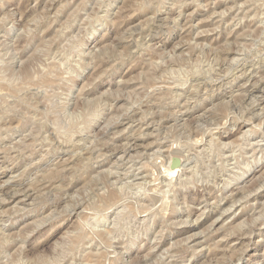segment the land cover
Listing matches in <instances>:
<instances>
[{"label":"rangeland","instance_id":"obj_1","mask_svg":"<svg viewBox=\"0 0 264 264\" xmlns=\"http://www.w3.org/2000/svg\"><path fill=\"white\" fill-rule=\"evenodd\" d=\"M0 101V264H264V0H0Z\"/></svg>","mask_w":264,"mask_h":264},{"label":"bare ground","instance_id":"obj_2","mask_svg":"<svg viewBox=\"0 0 264 264\" xmlns=\"http://www.w3.org/2000/svg\"><path fill=\"white\" fill-rule=\"evenodd\" d=\"M146 1V0H145ZM153 1V0H152ZM67 3V2H66ZM150 4V3H149ZM166 5V4H165ZM182 5V4H181ZM173 6V5H172ZM171 6V7H172ZM109 8V7H108ZM44 9V8H43ZM243 12V11H242ZM250 14V13H249ZM253 14V13H252ZM240 20H241V18H240ZM66 22V21H65ZM97 22V21H96ZM75 23V22H74ZM65 33V32H64ZM68 34V33H67ZM71 34V33H70ZM202 34V33H201ZM63 35V34H62ZM64 39V38H63ZM136 41V40H135ZM257 45V44H256ZM141 46V45H140ZM262 57V56H261ZM206 61V60H205ZM59 62V61H58ZM243 66V65H242ZM4 67V66H3ZM193 67V66H192ZM237 68V67H236ZM250 73V72H249ZM180 75V74H179ZM203 79V78H202ZM5 80V79H4ZM2 81V80H1ZM202 82V81H201ZM227 82V81H226ZM224 83V82H223ZM217 87V86H216ZM214 90V89H213ZM259 90V89H258ZM261 91V90H260ZM263 92V91H262ZM3 93V92H2ZM27 93V92H26ZM18 95V94H17ZM255 95V94H254ZM257 95V94H256ZM37 96V95H36ZM258 96H260V94L258 95ZM187 97V96H186ZM6 98V97H5ZM172 99V98H171ZM9 100V99H8ZM14 100V99H13ZM12 100V101H13ZM24 100V99H23ZM89 100V99H88ZM190 100V99H189ZM260 100V99H259ZM263 100V99H262ZM42 101V100H41ZM1 102V101H0ZM159 102V101H158ZM161 102V101H160ZM260 102V101H259ZM95 103V102H94ZM3 104V103H2ZM12 104V103H11ZM108 104H110V103H108ZM187 104V103H186ZM241 105V104H240ZM12 106V105H11ZM14 106V105H13ZM188 107V106H187ZM1 108V107H0ZM9 108V107H8ZM14 108V107H13ZM7 110V109H6ZM243 110V109H242ZM113 111V110H112ZM95 112V111H94ZM94 114V113H93ZM0 117H1V115H0ZM2 118V117H1ZM254 118V117H253ZM22 121V120H21ZM25 121V120H24ZM24 121H22V122H24ZM126 122V121H125ZM16 123V122H15ZM25 123V122H24ZM42 125V124H41ZM1 129V128H0ZM3 130V129H2ZM7 131V130H6ZM90 131V130H89ZM69 132V131H68ZM14 133V132H13ZM46 134V133H45ZM256 134V133H255ZM260 134V133H259ZM44 136V135H43ZM263 136V135H262ZM5 138V137H4ZM83 138V137H82ZM254 139V138H253ZM227 140V139H226ZM249 140V139H248ZM247 140V141H248ZM67 141V140H66ZM262 141V140H261ZM204 142V141H203ZM260 142V141H259ZM65 143V142H64ZM63 143V144H64ZM249 143V142H248ZM66 144V143H65ZM248 145V144H247ZM252 145V144H251ZM76 146V145H75ZM136 146V145H135ZM188 146V145H187ZM69 147V146H68ZM258 147V146H257ZM84 148V147H83ZM134 149V148H133ZM240 149V148H239ZM126 150H128V149H126ZM186 150V149H185ZM158 151V150H157ZM180 150H178V152H179ZM185 152V151H184ZM187 152V151H186ZM192 152V151H191ZM171 153H173V152H171ZM198 153V152H197ZM182 154H183V152H182ZM182 154H178V153H175V154H173V155H171L170 154V157H169V162H167L168 163V168H167V170L165 169V174H166V176H168V177H171L175 172H177V174L178 175H176V177H180V176H182V175H184L185 173H187V171L189 170V167H188V165H189V160L188 159H182V158H184V156L183 157H181L180 155H182ZM187 154V153H186ZM260 154V153H259ZM81 155V154H80ZM21 156V155H20ZM24 156V155H23ZM187 158V157H186ZM165 159V158H164ZM181 160V161H180ZM227 160V159H226ZM188 161V162H187ZM14 163V162H13ZM132 164V163H131ZM178 172H180V173H178ZM189 173V172H188ZM187 173V174H188ZM196 173H198V172H196ZM133 175V174H132ZM109 176V175H108ZM10 177V176H9ZM175 177V176H174ZM187 177V176H186ZM185 177V178H186ZM229 177V176H228ZM113 178V177H112ZM173 177H171V179H172ZM181 178V177H180ZM140 179H142V177L140 178ZM168 180V179H167ZM177 180V179H176ZM235 180V179H234ZM214 181V180H213ZM179 182V181H178ZM180 182H181V180H180ZM167 183V182H166ZM184 183H185V181H184ZM6 184V183H5ZM180 184V183H179ZM182 184H183V182H182ZM190 184V183H189ZM228 184H229V182H228ZM4 184H2V186H3ZM144 185V184H143ZM177 185V184H176ZM184 185H186V184H184ZM1 186V185H0ZM181 188H183V187H181ZM180 188V189H181ZM6 189V188H5ZM205 190V189H204ZM5 191V190H4ZM203 191V190H202ZM1 192V191H0ZM3 192V191H2ZM7 193V192H6ZM232 193V192H231ZM164 194V193H163ZM178 195V194H177ZM186 195V194H185ZM229 195V194H228ZM235 195V194H234ZM23 196V195H22ZM203 196V195H202ZM201 196V197H202ZM231 196V195H230ZM229 196V197H230ZM8 197V196H7ZM24 197H26L27 198V196L25 195ZM57 197V196H56ZM190 198V197H189ZM29 199V198H28ZM207 199V198H206ZM231 199V198H230ZM246 199V198H245ZM115 200V199H114ZM229 200V199H228ZM232 201H233V199H231ZM247 200H248V198H247ZM169 201V200H168ZM179 201V200H178ZM204 201V200H203ZM231 202V201H230ZM259 202V201H258ZM169 203V202H168ZM205 203V202H204ZM122 204V203H121ZM165 204V203H164ZM163 204V205H164ZM234 204V203H233ZM256 204V203H255ZM258 205V204H257ZM256 206V205H255ZM27 207V206H26ZM163 207V206H162ZM253 207V206H252ZM211 208V207H210ZM231 208V207H230ZM128 209V208H127ZM226 209H228V208H226ZM257 209V208H256ZM255 209V210H256ZM164 210V209H163ZM207 210V209H206ZM225 210V209H224ZM253 210V209H252ZM254 210V211H255ZM204 211V210H203ZM214 211H216V210H210V211H208V212H211V213H208V215L210 214H213L214 213ZM148 212V211H147ZM253 212V211H252ZM165 213V212H164ZM175 213V212H174ZM222 213H225V212H222ZM203 214H204V212H203ZM200 215H202V214H200ZM256 215V214H255ZM249 216V215H248ZM231 217V216H230ZM105 221V220H104ZM109 221V220H108ZM113 221V220H112ZM217 221V220H216ZM216 221H214V222H216ZM146 223V222H145ZM117 224V223H116ZM96 225V224H95ZM7 227V226H6ZM139 231V230H138ZM250 231V230H249ZM245 232V231H244ZM202 235V234H201ZM110 236V235H109ZM102 247V246H101ZM125 252V251H124ZM175 254V253H174ZM60 259V258H59ZM62 259V258H61ZM180 260V259H179ZM240 260V259H239ZM45 264V263H44Z\"/></svg>","mask_w":264,"mask_h":264}]
</instances>
